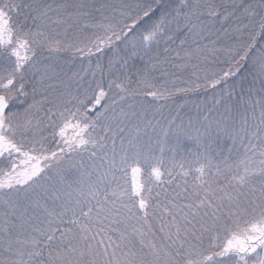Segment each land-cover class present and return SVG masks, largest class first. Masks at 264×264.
I'll use <instances>...</instances> for the list:
<instances>
[{
	"label": "snow or ice",
	"instance_id": "snow-or-ice-1",
	"mask_svg": "<svg viewBox=\"0 0 264 264\" xmlns=\"http://www.w3.org/2000/svg\"><path fill=\"white\" fill-rule=\"evenodd\" d=\"M0 264H264V0H0Z\"/></svg>",
	"mask_w": 264,
	"mask_h": 264
}]
</instances>
